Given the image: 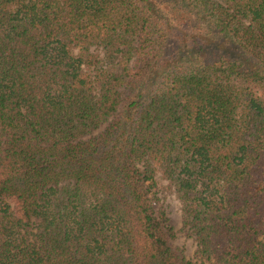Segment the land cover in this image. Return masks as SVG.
I'll return each mask as SVG.
<instances>
[{
    "label": "trees",
    "instance_id": "1",
    "mask_svg": "<svg viewBox=\"0 0 264 264\" xmlns=\"http://www.w3.org/2000/svg\"><path fill=\"white\" fill-rule=\"evenodd\" d=\"M0 264H264V0H0Z\"/></svg>",
    "mask_w": 264,
    "mask_h": 264
},
{
    "label": "rangeland",
    "instance_id": "2",
    "mask_svg": "<svg viewBox=\"0 0 264 264\" xmlns=\"http://www.w3.org/2000/svg\"><path fill=\"white\" fill-rule=\"evenodd\" d=\"M157 179L159 181L157 208H161L166 212L170 225L176 232V238L172 243L175 247L184 251L187 259L196 263L198 260L196 258L197 246L194 239L188 237L183 229L180 201L172 190L168 189L167 182L161 178L160 174L157 175Z\"/></svg>",
    "mask_w": 264,
    "mask_h": 264
}]
</instances>
